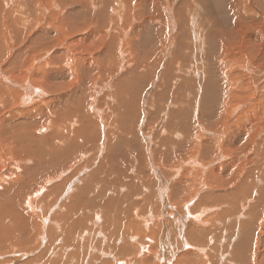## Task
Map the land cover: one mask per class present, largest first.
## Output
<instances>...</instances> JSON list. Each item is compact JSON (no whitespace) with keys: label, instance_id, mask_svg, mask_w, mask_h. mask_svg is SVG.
I'll return each mask as SVG.
<instances>
[{"label":"bare ground","instance_id":"bare-ground-1","mask_svg":"<svg viewBox=\"0 0 264 264\" xmlns=\"http://www.w3.org/2000/svg\"><path fill=\"white\" fill-rule=\"evenodd\" d=\"M119 1L121 2L119 3ZM128 1L129 4L132 2H134L133 4L137 3L136 7L140 5L139 7L152 8L153 11L155 6L153 3L157 2V0H0V174L4 175V170L7 167L19 171L16 163L10 164L12 159L17 162L31 159L34 161L33 167L27 169L22 168V173L17 175V179L21 183L25 180H23V178L26 176L31 180V177L29 174L27 175V173H30L32 176L41 173V166L43 165L40 164L41 162L38 160L39 157L36 155V151H34V148L36 150L41 146L39 141L40 137L36 134L40 127L36 126V121L43 119L48 123V129L51 130V132L49 131V141H52L51 144L54 145L50 150L53 148L55 149L56 142L58 141H62L61 144H64V146L66 144L69 145L68 141L70 142V136L73 138L75 133H84L83 144L87 146L93 144L95 146V143L97 145V142L94 141L96 133L102 138L101 133L106 129V125L108 129H111L109 128V120L104 115L103 98L105 94L98 98L95 106L93 105L94 108H92V103L90 104L85 101L94 98V94L98 91V89L93 90L94 88H99L102 83L103 85L108 83L113 77H116L118 73L124 72V74H121L122 76L114 82V84H117L114 88L124 82L125 75L129 76V74H135L136 71L139 70L140 67L137 64L140 63H135L137 57L135 49H137L142 42L146 41H143L144 37L142 39L146 27L149 25L152 27L156 23L155 13L150 16H145V14L143 15V13L137 12V8L136 10L134 8L135 11H133V9L131 10L130 8L133 6L131 4L129 7ZM65 2H70L69 5H72L71 2H75L76 8L69 10L63 16H60L63 9L59 13L52 12L53 8ZM194 2H196V0H194ZM115 4L116 6L114 7ZM200 4V1L197 0L193 7L191 6L192 4H190V0H184L179 5L177 13H175L176 17H174V20L180 17V24L178 23L180 25V30H178L179 28L177 30L181 31V37L178 38V43H176L175 47L176 50L178 48L182 49V44L185 53L179 56L180 58L174 53L171 61L174 62L179 58L184 63L187 61L185 58L190 55L191 59L189 61H194L196 63L193 70H187L185 72V74L190 77L189 80L186 78L185 81L179 82L178 84V86L187 85L183 87L185 89L177 87L176 92L178 89L182 88L180 91L186 90L185 92L187 93V91L190 90V93L194 92L196 94V90H198V96L204 99L208 96V94H205V88L211 86L209 89L212 90L210 96L212 97L213 95L212 99L216 101V103L214 109L207 115V121H210V124L207 123L205 129L201 128V130H197L199 132H196L195 129L198 120L199 124L201 121L202 123L206 122L201 120L205 119V117L201 116L194 120L191 119V128L188 127V131L185 132L182 130L186 135L180 138L181 140H179L181 134L176 135V149L173 147L175 150L172 152L175 153L172 155L176 156L181 153L184 148H192L195 146L198 150L201 146L202 151H198V153L201 155L200 164L202 167L215 163L216 158H218L221 153H223V155L221 154L223 158L230 157L231 159L225 161L220 158L222 163L219 166L209 168L205 174H197L199 178L200 176L201 178L207 176L205 187L209 188V192L205 194V197L215 201L213 206H222L224 209L218 213H214V216H206V218L204 213H199L198 216L190 214L192 219L201 217L199 224H201L202 227L199 229V226L193 225L194 227L192 228V224H189L191 227L188 226V230L184 232L186 235L191 233L192 236L193 233L199 230L196 234L201 238L205 237V240L207 236L212 235L211 238L214 237L211 221H216L217 216H221L220 221L228 218L230 215L243 218L234 224L228 221L230 225L228 224L225 230L228 231L233 228L231 232L232 235L236 227H238L239 233H242V235L240 234L237 236L239 240L234 253L243 251L250 264H259L258 259H262V256L253 253V249L260 250L261 246L259 241L264 245V214L257 213L247 215L246 211L245 214H243V210L250 203H257V200L252 196L256 192L259 193L260 197L258 205L262 206L264 204V187L255 185V183H264V157L261 153V150L264 148V137L260 139L264 130V16L256 8V6H260V8L264 9V0H231L227 9L228 12H230L231 20H229V24H227L225 30L216 27V21L214 20L216 17L211 14L209 15L206 13L205 21L201 23L202 25L199 23L198 12L202 10ZM66 6H68V4ZM166 6L168 5L166 4ZM134 17L137 19L142 17L143 22L140 23V25L136 23L129 29V23L135 19ZM41 21L44 23H40ZM164 25L166 26V22ZM172 28L174 27L172 26ZM161 30H155V39H160L162 37L161 33L163 31L161 32ZM78 35H80L78 40L83 43L84 48L75 46L76 42H68L65 50L63 49L60 51L54 49L62 41L74 38ZM139 36L140 39L138 40L137 37ZM157 41L161 42V39ZM192 42L196 46H192ZM189 45L191 47H189ZM210 48H212L211 52L209 51ZM86 50H90V55L84 54ZM161 50L162 49H160V51ZM60 55L64 56L65 64L73 63V65L64 67L62 65V59L60 60ZM160 60H162V58ZM141 62L143 61L141 60ZM131 66L133 67L131 68ZM148 67L152 68L150 66ZM167 70L169 72L170 70L179 71L175 66H171L170 69L168 67L166 72H168ZM110 76L113 77L109 79ZM173 77V74H171L170 78ZM70 86H73V88L71 89ZM206 99H204V101ZM83 100L85 101L83 102ZM91 101L94 100L92 99ZM204 101L202 100L201 102L200 99H197L196 106H200L201 103L204 105ZM227 105L229 106L227 107ZM187 109L194 112L193 109ZM189 110L187 111L188 116L190 114ZM82 111L84 113H82ZM210 114L211 117H209ZM194 116H196V114L189 117ZM69 120L71 126L67 124ZM73 120H75V122ZM98 123L102 124L100 128L97 126ZM170 123L172 124V121L166 124L167 127ZM246 123L248 124L246 125ZM72 124L78 126V128L72 130ZM231 124H233V126L229 128ZM204 133H206L205 136ZM169 135H171V131ZM222 137L225 138V142L221 147L220 138ZM167 144L169 143L165 137L166 148ZM128 147L134 148L130 141ZM163 152H160L158 149L155 152L158 164L162 162L160 165L168 162L162 157V160L158 159L162 154H165V151ZM168 152L169 151L166 150V153ZM182 153V155L180 154L181 156L178 155L177 157L180 156L179 158H181L189 154L187 151ZM223 164L225 165L222 166ZM171 165H177V163H172ZM202 167L199 166L198 168L201 169ZM240 167V182L237 186L230 189L229 186L231 183L229 178L232 173ZM172 168L174 167L172 166ZM142 170L143 169L139 167V173ZM52 173L53 172H51V174ZM6 174L11 175V170L7 169ZM191 174V171L183 170L180 175V180L177 181L178 185L173 184V189L170 188L171 190L167 192L169 196L173 197V193H178L176 192L178 190L182 191V188L188 190L189 186H191V181L188 180ZM38 178L39 177H37V180L35 178V181L29 185L31 187L28 186L30 192H32V190L35 191L32 193L34 194L33 196L38 195L39 192V190L36 191L34 186H37L38 189L42 182V180L40 182ZM167 181L168 180H166V183ZM72 185L74 186V184ZM25 186L27 187V184ZM249 186H253L251 189L254 191L248 192L247 187ZM73 188L75 189V187ZM85 188L86 186L83 190ZM219 188H223V190ZM15 189L16 186L13 185L12 189L0 192V219L4 220L2 229H0V257L2 253H9L11 257L2 260L0 264H11L13 260H18L16 256H19V259L20 257H24L25 260L27 257L25 252L27 247H31V245L37 241L39 242L45 239H41L42 236L38 230L36 221L31 220L32 223H30V227L32 233L28 235L31 239L28 243L24 240V234L20 232L19 226L22 222L28 221L24 215L29 216L31 214L29 211L24 210L25 208L22 204L19 205V202L23 200H20L19 197L22 196L27 189L21 190L13 201L14 197H9V195H11ZM71 190L72 189H69V191ZM29 196H31V193ZM28 200L29 199L25 201L26 204ZM30 202L31 205L29 204V206L33 207V200ZM108 204L109 200L105 199L100 206H108ZM202 205L203 199L198 201L196 207ZM251 207L255 209L258 206ZM239 211H241L243 215L239 214ZM94 219L97 224L101 222V217L99 218V215L98 217L94 216L93 220ZM55 220V229L61 234L63 232V225L60 223L58 224L57 220ZM43 221L48 223L45 219ZM107 222L108 221H106V223H100V227L98 226L101 229V233L99 229H96L99 234L112 239L113 236L109 234L108 231L113 230V232H115L116 230L114 231L113 227L107 231ZM180 223L184 224L185 218L181 219ZM124 226L126 227V224ZM131 226H133V224ZM203 226H207V228ZM110 227H112V224ZM125 227H123L125 230L129 229ZM132 228L135 229L136 227L133 226L131 229ZM125 230L121 234L122 244L123 242H127L125 244H128V241H126L127 239L132 240V238L129 237L130 232ZM94 235L96 236V234ZM95 236L94 238L97 237ZM204 240H199V242H204ZM6 247L11 251L4 252L6 251L4 250ZM141 247L143 246L141 245ZM183 248L190 249L191 246L188 244V246H183ZM261 250L264 251V249ZM201 251L204 252L205 249ZM149 252H153V250H149ZM40 259L39 257L30 262L18 264H36ZM176 259L177 258H175L173 264H192L198 261L197 255L193 254L191 251H186L183 255L179 256L177 260ZM51 262L52 261L49 260L48 264H51ZM147 263V259L142 261V264ZM229 264L236 263L229 262Z\"/></svg>","mask_w":264,"mask_h":264},{"label":"rangeland","instance_id":"rangeland-1","mask_svg":"<svg viewBox=\"0 0 264 264\" xmlns=\"http://www.w3.org/2000/svg\"><path fill=\"white\" fill-rule=\"evenodd\" d=\"M183 1L184 0H157V2L155 1L156 3H153V5H155L154 11L152 8L149 9L147 7H139L140 5L136 7L137 3L133 4L134 2L131 3L133 7H130L131 4H129L128 1V6L131 8V10L133 9V11H135L137 8V12H141L143 15L145 14V16H150L151 14L155 13L156 23L152 27L150 25L146 27V30L142 36V39L144 37L143 41H146L141 43V45L138 47L139 49H135V53L137 55L135 63H140L137 64L140 67L139 70H137L135 74H129V76L125 75L124 82L114 88L115 85H117L114 84V82L124 74V72L121 73L119 71L120 74L118 73L116 77H109V79L112 77L113 78L108 83H105L104 85L102 83L99 88L97 87L96 89H93H98V91L94 94V98H92L94 101H91L92 99H87L88 101L86 99V101L83 100V102L85 101L90 104L92 103V106H95L98 98L105 94V97L103 98L104 115L109 120V128L111 129H108V126L106 125V129H104L101 133L102 138L96 133L94 141L97 142V145L96 143L95 146L93 144H90L89 146L83 144L84 133H75L76 135L74 134L73 138L70 136V142L68 141L69 145L66 144L64 146V144H61L62 141H58L56 142L57 144L55 143V149L53 148L50 150V148L54 146L51 144L52 141H49V131L51 132V130L48 129V123L41 119L36 121V126L40 127H37L38 133L36 132V134L40 137V140L39 138L38 140L40 141L41 146L36 150L34 148V151L37 153L36 155L39 157L38 160L41 162L40 164L43 165L41 166V173H37L36 175L38 176H32L30 173H27V175L29 174L31 177V180L28 179V176H26L27 178L24 176L25 178H23V180L25 179V182L22 181L21 183L18 181L17 175L22 173V168L27 169L33 167L34 161L31 159L17 162L12 159L10 164L16 163L19 171H15L14 168L7 167L4 170L5 174H0V192L12 189L13 185L16 186V189L13 191V193L11 195L8 194L9 197H14L13 201L19 195L21 190L27 189L28 186L35 181V178L37 180V177H39L38 179L40 182L42 180L38 189L37 186H34L36 191L39 190L38 195L33 196L34 194L32 193L34 190L30 192L28 188V191H25L27 194L24 192L22 196L19 197L20 200H24L20 201L19 205L22 204L25 209L23 207L21 208L29 211L31 214L27 216L22 213L24 216H26L28 221L22 222L19 228L20 232L24 234V240L28 243L31 239L28 237V235L32 233L30 223H32L31 220H35L38 230L42 236L41 239H45L39 242L37 241L36 243L32 244L31 247H27V250L25 251L27 257L25 260L24 257H20L19 259V256H16L18 260H13L11 264L24 262L27 263L39 257L41 259L36 264H43L44 261V264H48L49 260L52 261L51 264H142V261L145 259L148 261L147 264H173L175 258L178 259V257L183 255V253L186 251H191L193 254L197 255L198 261L192 264H229V262L236 264H250V262L247 260L246 254L243 251L234 253L239 240L237 236L240 234L242 235V233H239V228L236 227V230L232 235L231 232L233 228L228 231L225 230V227L229 224L228 221L234 224L243 218L230 215L228 218L220 221L221 216H219L220 218L217 216L216 221H211L214 237L211 238L212 235L207 236L206 239L208 240H204L205 237L201 238L198 236V234H196L199 230L193 233L192 236L191 233L186 235L184 232L185 230H188V226L191 227L189 224H192V228L194 226H199V229H201L202 227V225L199 224L201 217L198 219H192L190 214L198 216L199 213H204L206 218V216H214V213H218L224 209L222 206H213L215 201L205 197V194L209 192V188L205 187L207 176L204 178H201L200 176L199 178L197 174H205L209 168L213 166H219L223 159L227 161L231 158H223V153H221L222 155L220 154V156H218L219 159L216 158V162L214 161L215 163L202 167L200 164L201 155L198 153V151H202L201 146L198 150L195 146L192 148H184L182 152H189V154L185 155V157L179 158L183 154L182 152V154L179 153L176 156L172 155L175 153L172 151L176 149V135L181 134V137H179V140H181L180 138L186 135L184 132L188 131V127L191 128V119L194 120L201 116L205 117L206 119L201 120L206 122L202 123L201 121L199 124L198 120L195 129L196 132H199L197 130H201V128L205 129L207 123L210 124V121H207V115L212 109H214L216 103V101H213L212 99L213 95L212 97L210 96L212 90L209 89L211 86L205 88V94H208V96L204 98H207L205 101L198 96V90H196V94L194 92L190 93V90H188L186 93V90H180H182V88L186 87L187 85L178 86L179 82L185 81L186 78L189 80L190 77H188L185 72L187 70H193V67L196 65L194 61H189L191 59L190 55L185 58L187 61L183 63V61L179 59V56H182L183 53H185V50L183 49L181 43L182 49L178 48L176 50L175 47L176 43H178V38L181 37V31H178L180 30V17L176 18L175 20L174 17H176L175 13H177V10H179V5ZM198 1H200V6L203 10L198 12L199 23L201 24L205 21L206 13L209 15L211 14L216 17L214 18L216 21V27L218 29L225 30L227 28V24H229V20H231L230 12L227 10L231 0ZM120 2L121 1H119V3ZM196 2H194V0H190V4H192L191 6L194 7ZM69 3L70 2H65L64 4L53 8L52 12L59 13L63 9V12L60 14V16H63L69 10L76 8L75 2H71L72 5H69ZM67 4L68 6H66ZM166 4L168 6H166ZM115 6L116 4L114 7ZM256 8L264 16V9L260 8V6H256ZM42 21L40 23H44ZM142 22V17L138 19L135 18L129 23V29L134 24L137 23L140 25ZM165 22L166 26L164 25ZM172 26L174 28H172ZM156 29H162L161 32L163 31L161 33L162 37L160 38L161 42L157 41L160 40L159 38L155 39ZM173 32L175 33V36ZM79 37L80 35L74 38L66 39L59 43L54 49L60 51L63 49L65 50L68 42H76L75 46L84 48L83 43L78 40ZM137 39L139 40L140 36L137 37ZM149 43L154 45H150ZM192 46L196 45L193 43ZM189 47L191 46L189 45ZM160 49L162 50L160 51ZM211 49L212 48L209 49L210 52ZM155 50L159 51L156 52ZM89 51L86 50L84 54L90 55ZM153 53H155L157 56ZM174 53L179 58L172 62L171 58ZM161 58L162 60H160ZM61 59L63 61L62 65L64 67H70L73 65V63L65 64V58L63 55H60V60ZM140 59L143 62H141ZM148 66L152 68H149ZM171 66H175L179 71L176 72V70H170L169 72L167 70L168 72H166V69L168 67L170 69ZM132 67L133 66H131V68ZM171 74H173V78H170ZM73 86H70V88L72 89ZM177 87L182 88L178 89L176 92ZM197 99H200L201 102L203 100L204 105L201 103L200 106H196ZM94 106L92 108H94ZM228 106L229 105H227V107ZM187 108L193 109L194 112ZM188 110L190 111L189 116L196 114L197 117H189L187 115ZM82 113L84 112L82 111ZM209 117H211V114ZM73 121L75 122V120ZM170 121H172V124L170 123L167 127L166 124ZM67 124L68 126H71L70 120ZM247 124L248 123H246V125ZM97 126L100 128L102 124L98 123ZM232 126L233 124H231L229 128ZM72 128V130H74V128L77 129L78 126L72 124ZM182 130H184V132ZM170 131L171 135H169ZM205 135L206 133H204V136ZM165 137L169 143L167 144V148L165 146ZM263 137L264 130L260 136V139ZM129 141L134 148L128 147ZM220 141V145L222 147L223 143L225 142V138H220ZM173 147H175V149ZM157 149L160 152L165 151V154H162L160 157H158V159L162 160V158H165L164 160L168 161L166 164L164 163L163 165H160L162 162L158 164L157 157L155 155ZM166 150L169 152L166 153ZM261 153L264 157V148L261 150ZM178 155L180 156L177 157ZM220 158H222V160H220ZM172 163H177V165H171ZM224 165L225 164L222 166ZM172 166L174 168H172ZM199 166L202 168L199 169ZM139 167H141L144 171L142 170L139 173ZM7 169L11 170V175L6 174ZM183 170L191 171V177L188 179L191 181V186H189L188 190H186V188H182V191H176L178 193H173L174 195L171 197L167 192L173 189L174 185H178L177 181L180 180V175ZM240 171L241 167L230 176V189L239 184ZM51 172L53 173L51 174ZM166 180H168L167 183L169 185L166 183ZM24 183L27 184V187ZM72 184H74V186ZM255 185L264 187V183H255ZM85 186L86 188L83 190ZM73 187H75L76 190ZM252 187L253 186L247 187L248 192L254 191L251 189ZM69 189L74 190L69 191ZM219 189L223 190V188ZM30 193L31 196H29ZM26 195L27 199H29L27 204L25 202L27 201ZM252 196L257 200V203H250L247 205L243 210V214H245V211L247 212V215L257 213L264 214V204L262 206L258 205V201L260 200L259 193L256 192ZM105 199L109 200L108 206H100L101 203L105 201ZM201 199H203V205L196 207V204ZM32 200L34 205L33 207H30L29 204L31 205L30 201ZM251 206L258 207L252 209ZM239 214L243 215L241 211H239ZM98 215L99 218L101 217V224L108 221L106 224L107 231L113 227L114 231L116 230L115 232H113V230L108 231L109 234L113 236L112 239L110 237H106L105 235L99 234L97 231V229H99L101 233V229L99 228L100 223H95V219L93 220V218L94 216L98 217ZM55 218L58 224L60 223L63 225V232L61 233L62 235L55 229ZM184 218L186 224L180 223L181 219ZM44 219L47 220L48 223L43 221ZM124 219L127 221V223ZM127 219L132 221L129 222ZM128 222L130 224L132 223L133 226L136 227L135 229L132 228L133 231L131 229V227H133L131 226L132 224L130 225ZM3 223L4 220L0 219V229H2ZM111 224L112 227H110ZM125 224L129 229L124 226ZM123 227H125L127 230H125ZM203 227L207 228V226ZM124 230L129 231V237L132 238V240H126L128 241V244H125L127 242H123V244L121 242V234ZM94 234H96L97 237ZM94 236L96 238H94ZM199 240H204V242H199ZM188 244L191 246V250L183 248V246H188ZM259 244L261 246L260 250L253 249V253L261 255L262 259H258V262L259 264H264V251L261 250L264 249V245L260 241ZM141 245L143 247H141ZM203 249H205L204 252L201 251ZM4 250H6L4 252H9L10 249L6 247ZM149 250H153V252H149ZM9 258H11L9 253H2L0 257V263H2V260Z\"/></svg>","mask_w":264,"mask_h":264}]
</instances>
